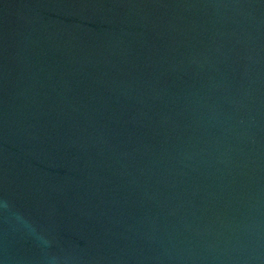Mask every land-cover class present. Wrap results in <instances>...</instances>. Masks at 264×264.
I'll return each mask as SVG.
<instances>
[{
	"label": "water",
	"instance_id": "obj_1",
	"mask_svg": "<svg viewBox=\"0 0 264 264\" xmlns=\"http://www.w3.org/2000/svg\"><path fill=\"white\" fill-rule=\"evenodd\" d=\"M0 264H264V0H0Z\"/></svg>",
	"mask_w": 264,
	"mask_h": 264
}]
</instances>
